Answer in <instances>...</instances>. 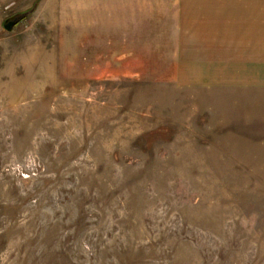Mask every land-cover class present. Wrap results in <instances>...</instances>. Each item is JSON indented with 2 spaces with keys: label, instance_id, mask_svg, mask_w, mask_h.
<instances>
[{
  "label": "rangeland",
  "instance_id": "374dc122",
  "mask_svg": "<svg viewBox=\"0 0 264 264\" xmlns=\"http://www.w3.org/2000/svg\"><path fill=\"white\" fill-rule=\"evenodd\" d=\"M0 264H264V0H0Z\"/></svg>",
  "mask_w": 264,
  "mask_h": 264
},
{
  "label": "water",
  "instance_id": "95a60500",
  "mask_svg": "<svg viewBox=\"0 0 264 264\" xmlns=\"http://www.w3.org/2000/svg\"><path fill=\"white\" fill-rule=\"evenodd\" d=\"M18 24V20H13V21H9V22H6L4 24V30L9 32L11 31L16 25Z\"/></svg>",
  "mask_w": 264,
  "mask_h": 264
}]
</instances>
